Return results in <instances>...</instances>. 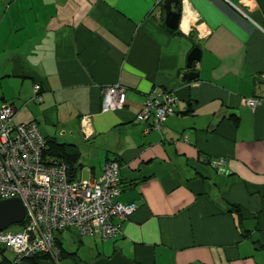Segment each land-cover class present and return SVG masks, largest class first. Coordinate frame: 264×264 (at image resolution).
<instances>
[{
  "label": "crops",
  "instance_id": "obj_1",
  "mask_svg": "<svg viewBox=\"0 0 264 264\" xmlns=\"http://www.w3.org/2000/svg\"><path fill=\"white\" fill-rule=\"evenodd\" d=\"M161 1L0 0V103L76 153L71 178L119 165L116 199L136 206L113 239L77 241L90 258L76 248L80 264L115 252L138 264H264V0H180L175 30ZM115 83L124 104L102 111L101 88ZM153 88L176 104L143 132L134 116Z\"/></svg>",
  "mask_w": 264,
  "mask_h": 264
},
{
  "label": "built area",
  "instance_id": "obj_2",
  "mask_svg": "<svg viewBox=\"0 0 264 264\" xmlns=\"http://www.w3.org/2000/svg\"><path fill=\"white\" fill-rule=\"evenodd\" d=\"M243 14V11L236 7ZM244 15V14H243ZM33 98L38 84L32 87ZM125 88L117 83L101 88L100 108L113 111L122 108ZM258 98L243 99L254 107ZM176 95L153 88L143 98L134 121L144 122L143 132L158 131L164 119L173 113ZM14 107L0 103V200L16 197L24 208V217L16 229L0 230V245L11 251L15 262L34 255L46 254L54 264L60 259L56 233L73 229L79 235L110 240L119 234L117 220L126 218L134 203H121L119 165L114 158L102 166L97 178L74 179L67 176V164L59 157L48 156L45 138L36 123L14 122ZM83 137L91 134L89 118L80 120ZM208 164L221 170L222 158Z\"/></svg>",
  "mask_w": 264,
  "mask_h": 264
},
{
  "label": "water",
  "instance_id": "obj_3",
  "mask_svg": "<svg viewBox=\"0 0 264 264\" xmlns=\"http://www.w3.org/2000/svg\"><path fill=\"white\" fill-rule=\"evenodd\" d=\"M161 6L164 9L163 24L170 30H175L181 10L180 0H162ZM199 48L197 46L190 49L187 55L186 66L191 67L193 61L199 59ZM197 76L196 72L186 71L182 74L183 79H191ZM24 217V208L20 200L10 197L0 200V230L11 224H19ZM91 264H138L115 252L109 257L100 256L95 258Z\"/></svg>",
  "mask_w": 264,
  "mask_h": 264
},
{
  "label": "trees",
  "instance_id": "obj_4",
  "mask_svg": "<svg viewBox=\"0 0 264 264\" xmlns=\"http://www.w3.org/2000/svg\"><path fill=\"white\" fill-rule=\"evenodd\" d=\"M172 114H170V115H172ZM45 144H46V149H45L44 153L48 156L59 157L64 162H66V164H67V176H68V178H71V174L75 169L73 167V164L76 160V153L68 152L66 150L67 145L65 143L57 142L54 138H45ZM56 243L59 247L60 258L62 255H69V256L73 257L76 254L75 251L70 252V253L63 251L60 247V244H59L57 237H56ZM4 250H5V248L0 245V264H17L18 262H15L13 257L11 259H9L7 256H5ZM21 261H25L28 264H54L53 261L46 254L34 255L32 257L20 259L19 262H21Z\"/></svg>",
  "mask_w": 264,
  "mask_h": 264
},
{
  "label": "rangeland",
  "instance_id": "obj_5",
  "mask_svg": "<svg viewBox=\"0 0 264 264\" xmlns=\"http://www.w3.org/2000/svg\"><path fill=\"white\" fill-rule=\"evenodd\" d=\"M17 228V224H11L8 226V229H16ZM75 231H73V229H65L62 232H57L56 236L59 238L60 242L62 243V246L68 251H74L76 250L77 252V256L82 259V260H89L90 258L88 257V254L84 248V245L82 244L81 246H78L77 241L78 240H87V239H91L89 237H84V236H79L76 233H74ZM69 239L74 240L73 243L69 242ZM79 242V241H78ZM84 243V242H83ZM5 248V247H4ZM4 254L5 256L9 257L10 255H12L11 251L8 250L7 248H5L4 250ZM58 264H80L79 260L77 259H73L71 256L69 255H62L60 260L58 261ZM83 264V263H81Z\"/></svg>",
  "mask_w": 264,
  "mask_h": 264
}]
</instances>
